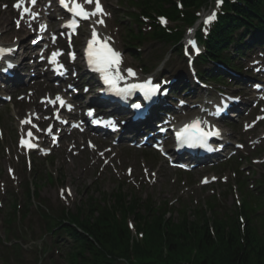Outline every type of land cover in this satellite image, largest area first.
Segmentation results:
<instances>
[{
  "label": "snow or ice",
  "instance_id": "6c2138e0",
  "mask_svg": "<svg viewBox=\"0 0 264 264\" xmlns=\"http://www.w3.org/2000/svg\"><path fill=\"white\" fill-rule=\"evenodd\" d=\"M30 2L31 5L35 7L37 0H30ZM70 2L72 5L71 8L68 7L69 0H59L60 5L64 7L66 10H68L72 15V19L70 23L65 25V27H67L68 29L72 30L73 32L75 31L76 27L78 26V21L76 20V17H79L82 20H90L93 17L100 16L101 18L96 20V23L101 25L104 24V20L102 19V17L107 15V13L103 11V8L99 0H84V3L88 5H92V4L95 5L93 11H87L85 7L78 2V0H70ZM22 3L23 0H21V3H17L16 5H14V7L19 9ZM218 3H222V0H218ZM26 15L30 16L32 19H35L38 18L39 14L31 11L29 8H24L23 12H21V18H23ZM214 18H215V14L213 13L209 15L207 19H205L204 23L205 24L210 23L212 20H214ZM160 23L161 24L166 23L164 18L160 19ZM16 24L17 26H19L20 21L17 20ZM29 25H31V21H29ZM40 30L45 31L46 25H41ZM54 39L55 38H53V40ZM108 39L110 38H105L104 40L99 39L97 31L95 27H93L91 33V40L88 42V49H87L88 63L93 68V70L99 72L101 74L104 83L116 89V93L118 95L124 93L130 94L135 90L142 91L146 97H151V95H154L159 90V86L158 85L151 86L150 81L145 82L143 84H131L125 89L117 88L118 82L124 79V77L120 73V68H119V65L121 63V57H120V53L116 52L113 48L109 46ZM11 51L12 49L0 48V58H2L3 55ZM59 55H61V53L54 52L49 59V63H53V64L57 63V57ZM7 67L11 68L12 65L9 64ZM59 67L62 68L63 66L60 65ZM127 75L129 77H133L135 76V73L131 69H128ZM48 102L51 103L53 106H55L57 102H59L61 106H65V102L60 96H56L54 100H49ZM42 103H44V101H42ZM67 107L70 110V106ZM134 107L139 109L141 105L136 104L134 105ZM55 115L56 118L59 119V113L57 112ZM60 122L65 123V121H60ZM21 123L27 124L30 123V120L26 119L24 121H21ZM48 133L51 134V127L48 129ZM210 135L219 136L220 133L218 131H214V132L203 131L199 127V121L187 125L184 129L181 130L180 133H178V137L182 138L185 142H187L188 147L203 146L207 137ZM27 136L30 139L26 140L22 137L20 140V145L22 147H26L29 149L36 147V145L31 142V138H33V133L29 131L27 133ZM53 140H55L54 136H53ZM101 155H103V153H101ZM105 163H107V161H105Z\"/></svg>",
  "mask_w": 264,
  "mask_h": 264
},
{
  "label": "trees",
  "instance_id": "16d2710c",
  "mask_svg": "<svg viewBox=\"0 0 264 264\" xmlns=\"http://www.w3.org/2000/svg\"><path fill=\"white\" fill-rule=\"evenodd\" d=\"M123 214H127L128 212H133L136 211L137 206L136 205H131L128 207V210H126L125 207H120ZM139 220L146 224L147 228L150 226L152 227L153 225H156L158 227V232L157 234L152 230V236L151 241L153 243V246H159L162 244L165 240H168L169 242V247L171 249V252L175 256H179V253H189V248L186 244L183 243V236L182 233L180 232L178 239L176 240V236L173 235L171 231H169L168 226L166 223L163 222L162 219L160 218H153L151 217L150 214H146L145 216H140ZM111 235V234H110ZM112 236V235H111ZM106 244L110 243V237L109 235L107 236V239L105 240ZM199 248L201 249L202 252H204V243L205 242H200L196 241ZM231 264H250L248 257H245L243 255V252L240 253L236 250H233L231 254H229ZM242 257V258H241ZM219 262H223V257L220 256L219 253L216 254L215 258L211 261L210 264H217ZM200 264H209L208 260H203ZM262 264V263H260Z\"/></svg>",
  "mask_w": 264,
  "mask_h": 264
},
{
  "label": "rangeland",
  "instance_id": "374dc122",
  "mask_svg": "<svg viewBox=\"0 0 264 264\" xmlns=\"http://www.w3.org/2000/svg\"><path fill=\"white\" fill-rule=\"evenodd\" d=\"M114 4H116V1H114L113 2ZM0 15H4L5 17H7L8 15H7V12H4L3 10H2V8L0 7ZM8 20L10 21V18H8ZM11 144V143H10ZM9 162L10 163H16V160H14V158H13V160L11 159V156L9 155V153L7 152V151H3V150H0V163H2V164H4L5 165V167H8V164H9ZM61 163H63V161H61L60 163H59V166H60V164ZM16 165V164H15ZM68 172H71V171H68ZM70 176V175H69ZM111 179H113V178H111ZM79 181L82 183V182H84V178L83 177H81L80 179H79ZM9 183V185H11L10 184V181L8 182ZM48 193H51L52 194V196L50 197L51 198V201H52V203H53V205H57L59 202H58V199H57V190H55V189H48V190H46L45 191V196L48 194ZM5 204L7 205V206H9V204H10V202H9V200L7 199V198H3V199H0V208H1V206H5ZM33 220H32V224L30 225V228H31V230H33V233H32V239H35V238H38L39 237V235H40V233H39V230H40V228L41 227H39L38 226V224L40 223L39 222V220L37 219V217H36V215H34L33 216ZM38 228V229H37ZM65 264V263H64Z\"/></svg>",
  "mask_w": 264,
  "mask_h": 264
},
{
  "label": "bare ground",
  "instance_id": "6f19581e",
  "mask_svg": "<svg viewBox=\"0 0 264 264\" xmlns=\"http://www.w3.org/2000/svg\"><path fill=\"white\" fill-rule=\"evenodd\" d=\"M177 110H179L180 111V109L179 108H177ZM186 159V158H185ZM192 164H203V165H205V163H197V162H193Z\"/></svg>",
  "mask_w": 264,
  "mask_h": 264
}]
</instances>
